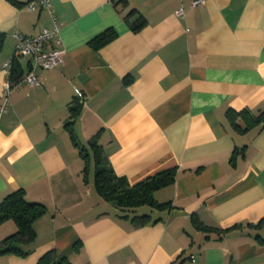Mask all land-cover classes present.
Instances as JSON below:
<instances>
[{
	"label": "crops",
	"instance_id": "obj_1",
	"mask_svg": "<svg viewBox=\"0 0 264 264\" xmlns=\"http://www.w3.org/2000/svg\"><path fill=\"white\" fill-rule=\"evenodd\" d=\"M28 1L0 0V103L16 30L34 35L55 16L51 45L64 54L35 68L40 86L20 80L0 110V200L22 188L45 206L26 253L0 264H36L50 250L71 264H264L254 237L264 227L247 225L264 217V123L246 126L242 112L264 111V0ZM108 30L115 37L93 48ZM92 142L129 184L174 167L153 193L168 207L103 200ZM16 229L2 221L0 240Z\"/></svg>",
	"mask_w": 264,
	"mask_h": 264
},
{
	"label": "trees",
	"instance_id": "obj_2",
	"mask_svg": "<svg viewBox=\"0 0 264 264\" xmlns=\"http://www.w3.org/2000/svg\"><path fill=\"white\" fill-rule=\"evenodd\" d=\"M144 20H139L132 24V29L137 30L143 25ZM115 37V32L108 30L90 41L93 48H98L108 43ZM4 33L0 32V49L2 48ZM21 66L15 62L11 68V80L18 81L22 76ZM71 117L78 114L80 105L75 99L70 105ZM243 119L246 126L262 122L264 123V111L257 115H252L244 110ZM234 122V119H233ZM92 149L95 160L93 183L98 195L105 201H108L122 210H129L140 205H148L153 208L163 209L168 207L169 202H158L154 198V191L160 187L173 182L175 177V168H166L155 173L146 179L135 184H129L127 179L117 176L112 167L109 165L106 156L103 154L101 147L92 142ZM45 211L42 203L29 201L26 199L25 192L22 188L8 192L0 200V223L6 219H12L16 224V231L0 240V254L16 253L24 255L26 252L22 246L32 241L35 237L33 222ZM149 215L134 216L133 220L136 225L145 223ZM252 229L264 227V217L258 222L247 224ZM240 226V225H238ZM229 228L225 229L228 230ZM254 237L261 243H264V237L258 232ZM36 264H71L66 258L56 259L54 251L50 250L44 253Z\"/></svg>",
	"mask_w": 264,
	"mask_h": 264
},
{
	"label": "built area",
	"instance_id": "obj_3",
	"mask_svg": "<svg viewBox=\"0 0 264 264\" xmlns=\"http://www.w3.org/2000/svg\"><path fill=\"white\" fill-rule=\"evenodd\" d=\"M206 0H190V6L196 7L205 4ZM50 0H29L26 3L28 9H37L39 7H48ZM176 15L183 16L184 10L179 6L176 10ZM53 27L42 28L34 35H25L16 30L13 33L15 38L14 50L11 57L3 63V67L8 70L9 78L4 84L3 100L0 103V110H4L8 102V96L11 89L23 80L31 86H40L41 79L35 73V68L41 67L51 69L63 61L64 50L51 45V42L60 43L58 30L60 23L55 16H52ZM14 62H17L22 68V76L18 81L11 80V68ZM76 97L82 98L83 92L76 90Z\"/></svg>",
	"mask_w": 264,
	"mask_h": 264
}]
</instances>
